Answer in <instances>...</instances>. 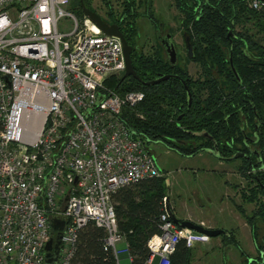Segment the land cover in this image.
Returning a JSON list of instances; mask_svg holds the SVG:
<instances>
[{"label":"built area","instance_id":"obj_1","mask_svg":"<svg viewBox=\"0 0 264 264\" xmlns=\"http://www.w3.org/2000/svg\"><path fill=\"white\" fill-rule=\"evenodd\" d=\"M69 4L0 0V264H47L46 255L50 264H70L89 222L105 231L117 258L126 240L112 194L164 175L127 125L144 94L105 86L125 72L121 40L77 18ZM248 6L264 12L257 0ZM160 221L146 264H169L180 240L188 248L210 242L179 228L166 210ZM53 222L64 224L53 230Z\"/></svg>","mask_w":264,"mask_h":264},{"label":"trees","instance_id":"obj_2","mask_svg":"<svg viewBox=\"0 0 264 264\" xmlns=\"http://www.w3.org/2000/svg\"><path fill=\"white\" fill-rule=\"evenodd\" d=\"M102 1L107 4V0ZM172 1L181 16L180 26L191 40L193 58L186 57L185 64L195 62L200 68L198 77L192 78L185 65L170 67L158 54L135 53L131 64L138 79L112 76L105 86L119 95L142 92L144 100L135 111L143 118L129 113L130 130L146 145L161 142L168 150L187 157L212 148L210 140L194 133L206 132L215 141L237 139L241 123H254L257 117L264 124V12L249 8L248 0H202L199 7L195 0ZM72 4L70 12L81 19L80 0H72ZM83 4L87 7L86 0ZM247 24L260 39L249 34ZM229 30L232 35L228 38ZM170 74L175 78L145 84ZM182 81L192 98L189 108ZM260 142L264 147V131ZM167 189L165 178H152L124 186L111 196L131 264H146L150 256L147 243L160 234ZM165 202L169 205L168 199ZM105 238L103 229L87 223L78 233L70 264H118ZM169 264H192V248L180 240Z\"/></svg>","mask_w":264,"mask_h":264},{"label":"flooded vegetation","instance_id":"obj_3","mask_svg":"<svg viewBox=\"0 0 264 264\" xmlns=\"http://www.w3.org/2000/svg\"><path fill=\"white\" fill-rule=\"evenodd\" d=\"M201 1L202 0H195L198 5L197 7L201 6ZM145 2H148V4L146 5ZM109 3V0H107V4L103 3L106 8L105 13L97 14L105 23L118 27L127 46L131 48L129 54L130 59L132 54L135 53L138 55L158 54L170 67L185 65L188 71L189 64H195L193 66H198L192 61L185 64V59L188 57V53L183 39L185 32L180 26L181 21L179 22V28H177L176 32L169 27L165 29L162 24L155 21L151 8V0H122L119 4L118 11L113 10ZM142 8L143 13L140 12V9L142 10ZM142 17L147 20L150 19L154 24L152 35L153 43L151 47H148L142 41L144 37L147 39L145 36L146 34L142 31V26L138 24V20H142ZM177 39H180L181 41L184 57H180L179 55L178 48L180 43H178L179 41ZM168 42L174 44L176 51L175 64H172L169 58ZM147 47L152 51L150 54L145 53ZM166 76H170L172 79L175 78L174 76L176 75L170 74ZM190 76L194 78L192 75ZM161 77L164 76H158L154 80ZM189 107L187 105V108ZM180 118L181 115L178 120H180ZM262 127H264V124L256 117L254 123H241L237 139L232 138L228 140L221 138L219 141H215L209 135L208 138H206L211 141V150L217 155V160L225 165L221 168L222 170L220 172L222 174H228L225 167L229 166V163H238L237 176L239 177V184L235 187L239 198V205L236 207L239 218L238 221L248 227L249 236L252 242V252L245 251L236 242V231H228L222 228L221 230L226 232L225 235L218 236L222 238L220 250L222 264H264V147L261 146L262 142H260V134L264 131ZM231 198V195L227 194L223 197V200L231 202ZM203 227L205 226L203 225ZM230 246H233L237 250V257L233 252L232 254L229 252ZM227 260L229 263H227Z\"/></svg>","mask_w":264,"mask_h":264},{"label":"rangeland","instance_id":"obj_4","mask_svg":"<svg viewBox=\"0 0 264 264\" xmlns=\"http://www.w3.org/2000/svg\"><path fill=\"white\" fill-rule=\"evenodd\" d=\"M83 1V0H82ZM110 7L113 10L118 11L119 4L122 0H109ZM69 7H72V0H70ZM87 8L91 9L96 13H105L106 8L103 4L102 0H86ZM151 8L154 14L155 21H158L163 25L165 29L172 28L175 32L177 28H179L180 15L174 7L172 0H151ZM140 12L143 13L140 9ZM138 24L142 26V31L146 34L142 41L148 46L151 47L153 43L152 35H153V23L150 19L138 20ZM246 28L249 29V34L254 35L256 40L260 39V36L255 34L256 31L252 29V27L247 24ZM235 31H241L240 28H236ZM179 44V55L180 57H184L182 45L180 39H177ZM148 41V42H146ZM264 45V43H263ZM145 49L146 54H150L152 51L149 48ZM195 64L188 65L189 74L194 78H197L199 75L198 66H193ZM135 117L143 118L142 113L138 110L131 113ZM147 148L156 160L157 164L167 171V180L166 186L169 189L171 202H175V204H179L180 201H187V207L182 205L180 212L177 213L176 218L183 219L185 216H192V222L196 224L198 221H203L205 225L211 224V227L225 230L236 231L237 227H239V221L234 218V216L230 215L227 211L221 212L219 210L221 200V193L223 189V180L224 177L221 175L214 176L211 178L212 180L207 179H194V174H201L202 172L208 173V168L215 169L217 173L222 174L220 171L222 170L219 165V161L217 158H213L210 153L203 151L198 153L196 156L190 157H182L174 152H171L166 147L163 146L161 142H152L147 144ZM166 175H162L161 178H165ZM197 194H196V193ZM204 204L202 211L199 210L198 204ZM241 237L237 234L236 237ZM219 239H222L219 237ZM215 238H211V241H215ZM249 240V238H248ZM220 240L219 243H221ZM244 244V243H243ZM250 244V243H249ZM199 244H195L192 246V264H222V255H221V246H211L210 242L201 245L203 247L202 250L195 249V247ZM245 245V244H244ZM123 244L119 243L116 245L117 251L123 249ZM217 247V248H216ZM219 248V249H218ZM212 249V250H211ZM211 250V251H210ZM229 252L237 257V250L230 246ZM119 264H126L128 262L127 257L123 255L118 256ZM227 263L229 261L227 260ZM230 264V263H229Z\"/></svg>","mask_w":264,"mask_h":264},{"label":"water","instance_id":"obj_5","mask_svg":"<svg viewBox=\"0 0 264 264\" xmlns=\"http://www.w3.org/2000/svg\"><path fill=\"white\" fill-rule=\"evenodd\" d=\"M258 2L264 4V0H257ZM81 2V10H82V14L87 17L88 19H90L93 23H95L101 30L104 34L108 35V36H114V37H117L121 40L122 42V45H123V52H124V60H125V72L123 74L124 78L125 77H134L135 79H138V76L136 75V73L134 72L133 68H132V64H131V59H130V51H131V48L127 46V43L125 42L122 34L120 33L118 27H116L115 25H109L107 23H105L104 21H102V19L100 18V16H98V14L92 10H90L89 8H87L84 4H83V1L80 0ZM232 30H229L228 32V35L227 37L229 38L231 35H232ZM183 39H184V44H185V47H186V50H187V53H188V57L190 59L193 58V51H192V45H191V40H190V37L187 33H185L183 35ZM168 49H169V58H170V61L172 64H175L176 62V51H175V48H174V44L172 42H168ZM230 61V65L231 64V57L229 59ZM232 67V66H231ZM232 69V72L234 74V76L236 77V79L239 80V77L236 73V71ZM170 78V76H164V77H161L157 80H153L151 82H147L145 83L146 85H153V84H157L161 81H164V80H168ZM182 84L184 85L185 87V90L188 94V107L191 103V95L188 91V88L187 86L185 85V82L182 81ZM195 136L197 137H203V138H208V134L206 132H199V133H194ZM207 151L208 153H210L211 155H214V157H217V155L215 154V152L213 150H205ZM166 198H165V201L168 199L169 197V189H167L166 191ZM165 209H166V213L168 214L170 220L175 224L177 225L179 228H185V229H190V230H193L197 233H201V234H204L206 236H208L209 238H216L218 236H221V235H225L226 232L221 230V229H210V228H206V227H203L201 226L200 224H196L192 221H188V220H181V219H178L176 218V216L174 215V213L172 212L170 206L168 204H166L165 202ZM63 222L57 224L56 222H53L52 223V229L53 230H56L58 227L59 229L62 228L63 226ZM58 240V244H59V240H60V236H58L57 238ZM51 249V241H48L47 244L45 245L44 247V250L46 252L50 251ZM46 258H47V264H50L51 263V259L49 257V255H46Z\"/></svg>","mask_w":264,"mask_h":264},{"label":"crops","instance_id":"obj_6","mask_svg":"<svg viewBox=\"0 0 264 264\" xmlns=\"http://www.w3.org/2000/svg\"><path fill=\"white\" fill-rule=\"evenodd\" d=\"M172 152V151H171ZM213 158H216V157H213ZM155 162H156V160H155ZM156 165H157V167L159 168V170L160 171H162L163 173H164V175H166V177H165V182H166V180H167V171L166 170H164L163 168H161L158 164H157V162H156ZM218 166H220V167H222V166H225L223 163H219V165ZM237 166H238V163L237 162H235V163H229V166H226L225 168H226V171L228 172V174L227 173H225V174H219V173H217V171L215 170V169H210V168H208L207 170H205V171H207L208 173H205V172H202L201 174H198V173H195L194 174V179H197V176L199 177V179H207V180H212L211 178H213L214 176H217V175H219L220 177H221V175L224 177V182H223V189H222V193H221V198H219L220 200H221V203H220V207H219V210L221 211V212H224V211H227L230 215H232V216H234V218L236 219V220H239V218H238V213H237V209H236V207H237V205H239V198H238V195H237V193H236V186L239 184V177L237 176ZM196 193V192H195ZM197 194V193H196ZM227 194H230L231 195V202H227L226 200H223V197L224 196H226ZM230 201V200H229ZM168 202H169V206H170V208H171V210H172V212L175 214V215H177V213L178 212H180V209H181V207H182V205L184 206V204H185V206H186V208L188 207L187 206V201L185 200L184 202L183 201H180V203L179 204H175V202H171V198H170V193H169V197H168ZM198 206H199V210H201L202 211V209L203 208H201V207H203L204 206V204H202L201 202H200V204H198ZM189 208V207H188ZM177 217V216H176ZM189 217H192V216H185L183 219H181V220H188V221H192V218H189ZM241 222V221H240ZM198 223H201V225L203 226H205V227H208V228H213V227H211V224H208L207 226L205 225V223L203 222V221H198ZM240 225H239V227H237V229H239V231L238 230H236V233L237 234H239L241 237L239 238V236L238 237H236V242L245 250V251H248V252H252V242H251V239H250V236H249V229H248V227L246 226V225H243V224H241V223H239ZM248 238H249V240H248ZM216 240L215 241H211V239H210V245L213 247H215V246H217L218 244H220V245H218V246H221V243H219L220 242V240L221 239H219V237H216L215 238ZM120 243H122L123 244V249L122 250H125L126 249V243L125 242H120ZM245 245H244V244ZM250 243V244H249ZM119 244V243H118ZM217 248V247H216ZM195 249H199V250H202L203 249V247L201 246V245H197L196 247H195ZM219 249V248H218ZM122 250H119V251H122ZM212 250V249H211ZM210 250V251H211ZM221 250V249H220ZM119 255H123L124 257H127V259H128V262H126V264H131V260H130V257H129V254H128V252L127 251H124V252H122V253H120V254H118V256ZM117 259H118V257H117ZM156 262V261H155ZM118 264H119V262H118Z\"/></svg>","mask_w":264,"mask_h":264}]
</instances>
